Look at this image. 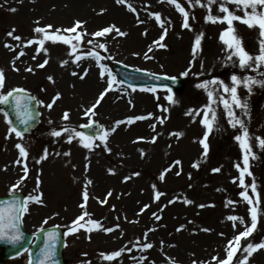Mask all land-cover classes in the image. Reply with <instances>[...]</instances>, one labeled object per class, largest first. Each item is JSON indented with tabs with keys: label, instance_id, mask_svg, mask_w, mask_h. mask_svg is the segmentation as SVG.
<instances>
[{
	"label": "rangeland",
	"instance_id": "rangeland-1",
	"mask_svg": "<svg viewBox=\"0 0 264 264\" xmlns=\"http://www.w3.org/2000/svg\"><path fill=\"white\" fill-rule=\"evenodd\" d=\"M178 2L189 13L191 30L182 27L183 16L167 0H125L123 4L116 0H0V70L6 77L0 95L14 88H26L39 98L41 110L38 128L22 138L10 132L8 119L0 111V195L22 192L26 198L41 196V203H28L24 224L30 231L53 225L63 227L67 231L64 250L67 264H218L213 258L226 259L228 242L244 231L245 225L250 226L249 205L240 196L243 189L239 187L240 173L235 167L243 163V153L235 139L241 131L239 126L234 128L229 123L222 103L212 104L217 122L205 141L208 153L204 155L200 141L207 132L202 120L209 97L205 89L196 85L213 79L231 85L232 75L264 80V67L255 71L241 69L236 57L228 60L229 52L220 41L227 24L206 22L207 7L194 4V0L191 7L189 0ZM201 3L206 5L207 0ZM128 5L135 11H130ZM211 7L212 15H224L219 12L218 4ZM12 8L16 11H11ZM149 13L160 14L161 22L165 23L167 35L160 41L165 47L154 44L164 30ZM236 14L243 16V12ZM77 21L82 28L64 32L72 29ZM48 25L52 26L49 33L60 29L59 34L67 37L82 35L83 42L77 44L74 55H70L73 49L69 45L59 42H46L47 54L41 50L37 55L38 44L25 47L29 40L42 38V34L34 32L36 27ZM110 26L126 35L115 31L103 37L93 35ZM246 26L233 22L245 50L258 55L260 40L264 38L260 37L258 29ZM13 29V35L21 40L8 35ZM201 33V48L193 59L194 41ZM99 44L105 48L98 47ZM20 51L25 55L16 59ZM89 51L104 57L101 60L103 77L97 62L85 57ZM76 55L85 58L74 63ZM45 60L48 63L40 68ZM63 61L68 63L63 64ZM116 62L181 78L184 88L180 94L173 95L151 87H128L111 74ZM29 67L32 72L25 70ZM189 68L188 76H183ZM74 72L77 75H73ZM81 75L84 79H80ZM113 78V90L107 91L95 108V115H86V110L92 108ZM93 81L98 87L91 84ZM213 89L214 97L229 98L221 86L208 88ZM237 91L248 107L247 114L235 108L236 119L245 123L252 137L253 154L257 157L250 160L252 175L245 177V183H256L257 192L261 194L258 211L264 213V149L255 139H264V87L253 86L249 93L241 86ZM57 94L60 99L48 109L46 105ZM65 112L69 114L68 120L63 119ZM138 116L149 118L136 120ZM90 121L103 125L100 135L109 132L106 144L96 139L90 150L83 147L88 141H81L74 134L71 143L67 142L69 133L60 137L51 135L53 130L62 131L65 127L83 133L82 126ZM118 121L125 123L117 125ZM139 123L145 124L136 126ZM126 127L131 130H122ZM17 144L27 148V160L20 157ZM45 150L47 159L36 163ZM176 161L180 164H175ZM24 164L28 168L26 179H22ZM14 167L21 171L16 172ZM216 168L220 171L214 172ZM17 184L19 187H15ZM85 191L88 193L86 203ZM157 192L164 194L159 200L155 199ZM249 195H253L251 190ZM187 200L193 203L188 204ZM229 200L234 203L227 204ZM81 204H85V208L82 209ZM85 211L89 214L85 221L91 218L104 229L115 230L88 232L81 228L71 234L73 221ZM232 215L244 218V225L237 221L234 229L233 222L227 219ZM261 241H264V216L259 218L252 236L241 240V248ZM146 243L153 247L143 250ZM121 250L122 254L116 259H104V255ZM246 255L238 252L233 264ZM4 264L23 263L6 260ZM248 264H264V249L254 252Z\"/></svg>",
	"mask_w": 264,
	"mask_h": 264
},
{
	"label": "snow or ice",
	"instance_id": "snow-or-ice-1",
	"mask_svg": "<svg viewBox=\"0 0 264 264\" xmlns=\"http://www.w3.org/2000/svg\"><path fill=\"white\" fill-rule=\"evenodd\" d=\"M118 4L125 3V0H116ZM163 2V0H161ZM169 4H172L175 6L177 11L183 16V25L182 27L185 29H190V23H189V13L185 10L184 7L181 6V4L178 2V0H167ZM194 4L200 5L201 7H207L208 9V15L206 17V22H210L213 24L220 23V24H227V28L221 32L220 34V41L226 46V50L229 52V55L227 57L228 60H232L233 57H236L239 63V66L241 69H252L253 71L264 67V39L260 40V46H259V54L258 55H251L249 52H247L242 44V38L239 37L236 29L233 27L234 21H239L242 24H245L250 29H258L260 37L264 38V0H207V4H202L201 0H194ZM219 5V12L223 13V16H215L212 15V7L211 5ZM229 5L234 6L232 9H230ZM189 6H193V0H189ZM128 8L130 11H135L131 7V5H128ZM11 11L15 12L16 9L12 8ZM237 12H243V16L237 15ZM149 16L155 17V20L159 23V26L164 30L163 34L160 37L159 41H154V44L158 45L159 47H165V45L161 44L160 41L164 40L165 36L167 35V28L165 27V23L161 22L160 14L156 13H149ZM38 23V22H37ZM140 23H143V21H140ZM52 26L48 25L46 27H36L34 29V32L42 34V38L36 39V40H29L27 44H25V47L31 46L32 44H38L39 48L37 49V55L40 53L41 50H44L45 54H47V50L45 49V43L46 42H52V43H62L65 45H69L73 51L70 53V55H74L76 53V46L77 44H80L83 42L82 35L78 33L74 37H67L63 34H59L61 32L60 29H56L54 33H49V29H51ZM77 28H82V24L77 21L76 25L72 29H65L64 32H75ZM15 30L13 29L12 32H9L8 35L12 36L14 40H21L22 38L19 36H14L13 32ZM117 32L119 35L123 36L126 35V33L120 32L118 28H115V26H110L108 28L103 29L102 31H97L93 35L95 37H103L108 33L111 32ZM86 34V33H85ZM203 38V33L196 36L194 41V46L192 49L193 52V59H195L196 53L201 48V41ZM75 41V43H74ZM89 44L92 43L91 40L88 41ZM5 47L11 48L10 45H5ZM98 47L105 48V45L99 44ZM106 50V49H105ZM149 51H152V48H149ZM25 55L23 51H20L19 55L16 57V59H19L21 56ZM147 56V53L145 54ZM88 56H90L92 59H94L98 66L101 68L100 75L104 76V65L100 63L101 60L104 59V57H101L96 52L89 51ZM85 57L76 55V59L73 61L74 63L76 61H79ZM151 58V57H148ZM35 59V56L33 57ZM111 59V57H109ZM48 63L47 60L44 61V63L40 64L39 67L43 68ZM68 61H63V64H67ZM203 67V65H201ZM14 70H18L15 69ZM28 72H32V68H26L25 69ZM191 69L189 68L188 71H185L182 73L183 76H188L189 71ZM73 75H77L75 72L72 73ZM84 75H87L85 72ZM84 75L80 76V79H84ZM110 75V74H109ZM167 78V77H166ZM49 80H52V77H48ZM171 79L175 80V77H172ZM5 74L3 70H0V90L4 89L5 87ZM115 82V79H111L108 81V88L105 92L101 93L98 100L95 102V104L92 106L91 109L86 110V115H95V108L100 104V102L104 99V96L107 94V91L113 90L112 84ZM221 86L223 88V92L228 95L229 98H225L224 95H217L214 97V91L208 90L209 86ZM259 85L260 87H264V80H256L252 77H246V78H240L237 75L231 76V85H225L223 81H219L216 79L210 80V81H204L202 83H199L196 85L198 88L205 89L207 91L208 97H209V105L206 106V111H204V118L202 120V123L204 127L207 129V132L204 135V139L200 141V143L203 145L204 148V155L206 156L208 153V144L205 143V141L208 138V134L212 132L213 126L217 122V115L215 110L211 107L212 104L216 103H222L224 107V111L229 117V123L232 125V127L236 128L239 126V129L241 131L240 135H236L235 139L238 142L241 151L243 153V163L236 164L235 167L237 168L239 175V187L243 189L241 191L240 196L244 202H246L249 205V213H250V219L251 223L249 225H245V230L240 232L238 235H235L232 240H230L225 248V251L227 253V257L224 260H218V258L214 257V260L218 261V264H233V260L236 257V254L238 252L247 253L246 256L243 257V259H239L237 261V264H248L249 258L252 256V254L260 249H264V241H261L257 244L248 243L246 247L241 248V240H248L249 237L252 236V234L257 230V224L259 222V218L261 216H264V213L258 211V206L261 204V194L257 192V185L253 181L251 184L245 183V177L251 176L252 173L249 170L250 169V160H254L257 157L253 154L252 151V145L250 144V140L252 137L249 135L248 129L245 126V123L239 119H236V113L234 111L235 108H239L242 110H245V113L247 114V103L242 102L241 98L238 95V88L243 86L244 88L248 89V92L251 93L253 86ZM144 91H147L145 89ZM152 91H155L153 89ZM170 91V89H169ZM13 92H23L22 89H14L12 91H8L6 95H0V104H5L9 101V97H13ZM15 102V108L17 110V115L19 117V111L21 108H24L25 111H27V104L31 102V100L35 99L34 97H24L22 100L19 96L13 97ZM60 99L59 94L55 96L51 103L46 105L48 109H51L53 107V104H55L56 100ZM167 99L170 102L172 101V97L168 96ZM199 114V113H197ZM149 117L146 116H138L135 117L136 120H144ZM64 120L69 119V114L67 112L63 115ZM21 123L24 125H28L29 118H21ZM51 123V121H49ZM125 123V121H118L117 125ZM161 123L163 121L161 120ZM82 127H92L91 124L83 125ZM155 126H153L154 128ZM111 131H115V128L111 129ZM10 132H14L17 137L22 138V133L20 131H17L16 128H11ZM69 133V139L68 143L72 142L73 134L75 137H79L81 141H88L83 143V147L92 149L94 142L96 139H99L102 144H106L107 136L109 135V132H103L102 135L97 134V136H85L83 133L80 132H74L73 129L65 127L62 131H56L53 130L51 132V135L53 137H60L64 133ZM179 136L180 134H174ZM259 142V146L264 149V139H261L259 137L255 138ZM155 142V138H153V141ZM99 146V145H96ZM17 149H19L20 157L24 158V160H27L29 153L27 151V148L25 146H22L21 144L16 145ZM65 155H69V153H65ZM48 152L45 150L43 156L40 160H37L36 163H40L42 160L47 159ZM17 164L20 163V160L16 161ZM175 164H180V161H176ZM193 167H198V165L193 164ZM171 169H169L170 171ZM214 172H219L220 169L216 168L213 169ZM24 177L22 179L27 178L28 174V168L27 165L24 164ZM138 175V173H137ZM179 175V173H177ZM160 179L163 180L164 176L161 175ZM233 183H236V180H233ZM15 187H19L17 184ZM37 187H39V178H37ZM15 189H13L14 191ZM249 190H251V193L253 195H249ZM112 193L109 192L108 196H111ZM164 195L163 193L157 192L155 199L159 200L160 197ZM41 196H30L28 197V200L24 201L22 204H17L15 202L9 203L7 208H0V240L7 239L13 244H19L22 239V233H20L19 224L22 220V215L24 212L28 211V203H41ZM83 199L85 203L88 200V193L85 191L83 193ZM107 200L104 201L106 203ZM173 201H170L172 203ZM188 204L193 203L191 200L185 201ZM234 202L229 200L227 204H233ZM80 207L83 209L85 208V204H81ZM200 207H206V205H200ZM147 208V206H145ZM89 214L85 211L81 216H79L76 220L73 221V224L70 226V233L75 234L80 231L81 228H84L85 231H92V230H103L105 232H112L115 229L113 228H107L104 229L100 222L94 221L91 218L85 221V217ZM155 215V214H153ZM159 219L160 217H156ZM229 221L233 222V228L235 229L237 227L236 222L239 221L241 225H244V218L237 217L235 215L227 217ZM81 221H85L84 224L81 223ZM44 223H47V220L44 221ZM86 225H89L91 227H86ZM118 227V225H117ZM43 230V229H42ZM182 229H177V231H180ZM203 231H209L208 229H202ZM5 233H8V235H5ZM223 235V234H221ZM145 237H147V233L145 234ZM58 240V235L54 233L48 234V240L45 244V250H42L43 258L38 259L37 264H50L53 260V252L51 249L55 248V241ZM139 243V241L137 242ZM49 245L51 246V249L49 248ZM153 245L151 243H146L143 245V250L151 249ZM27 251V249H25ZM122 251H116L114 253H111L109 255H104L105 260H114L117 257H119L122 254ZM146 259V258H143ZM195 264V262H194Z\"/></svg>",
	"mask_w": 264,
	"mask_h": 264
},
{
	"label": "water",
	"instance_id": "water-1",
	"mask_svg": "<svg viewBox=\"0 0 264 264\" xmlns=\"http://www.w3.org/2000/svg\"><path fill=\"white\" fill-rule=\"evenodd\" d=\"M157 79H159V78H157ZM160 79H161V77H160ZM180 88H181V86L180 85H177L176 90L178 91V90H180ZM16 96H19L22 100L24 99V97H30L27 94H25V92H13V97H16ZM13 97H9V101L4 104L5 106H9V108L11 110H13L15 108V106H14L15 102H14ZM27 108L29 109L28 112L25 111L24 108H21V109L24 110V112H25L23 114L24 115V118H29L28 125L22 124L21 123V120H17V119L14 120V123L17 126H19V128H21L23 130H26L27 128L31 127L34 124V122L36 120V116H37L36 109L32 105V102H30V103L27 104ZM89 132L94 133V131H90V130H89ZM16 203L19 204V201H17ZM2 207H3V204H2V206L0 208H2ZM27 241H28V239L26 240V242L24 244L28 243ZM44 241H45V238H44ZM16 249L15 248H12V247H6V249L3 252L4 253V256L3 257H8ZM41 249H42V244L35 251L36 258H39L40 257V255H41ZM60 250H61V246L59 247V254H58L59 257H60ZM51 251L53 252V249ZM53 259H56V255H55L54 252H53Z\"/></svg>",
	"mask_w": 264,
	"mask_h": 264
},
{
	"label": "bare ground",
	"instance_id": "bare-ground-1",
	"mask_svg": "<svg viewBox=\"0 0 264 264\" xmlns=\"http://www.w3.org/2000/svg\"><path fill=\"white\" fill-rule=\"evenodd\" d=\"M110 13H108V15H109ZM111 15V14H110ZM110 15H109V17H110ZM94 87H98L97 86V83L95 84V82L93 81L92 83H91ZM145 123H139V124H137L136 126H138V127H140V125H141V127H142V125H144ZM134 128V127H133ZM132 128V129H133ZM122 130H125V131H128V130H131L129 127H126L125 129H122ZM125 131H122V133L123 132H125Z\"/></svg>",
	"mask_w": 264,
	"mask_h": 264
}]
</instances>
